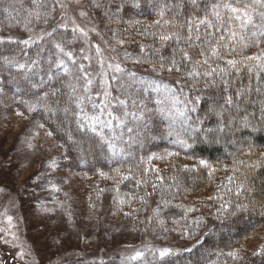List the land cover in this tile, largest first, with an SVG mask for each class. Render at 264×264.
<instances>
[{
  "label": "trees",
  "instance_id": "trees-1",
  "mask_svg": "<svg viewBox=\"0 0 264 264\" xmlns=\"http://www.w3.org/2000/svg\"><path fill=\"white\" fill-rule=\"evenodd\" d=\"M99 2L107 13L105 26H113L110 34L115 40L111 44L120 60H138L157 70L125 66L126 72L115 82L116 95L130 93L150 110L143 121L129 120L127 127H132V132L127 127L115 129V155L98 135L80 127L86 121L80 119L73 101L84 96L83 81L76 94L66 87L76 83L79 62L73 64L56 53L51 41L47 46L38 41L28 47L5 38L1 24L0 88L4 95L0 98L10 105L1 104L0 112L21 107L34 122L32 126H46L59 143L60 165L86 182L99 179V187L92 186L85 194L99 197L101 221L110 213V222L99 236L101 258L108 256L109 264L129 251L144 256L135 261L125 258L121 264H264V248L259 255L249 256L238 249L249 236L264 229V71L253 68L249 72L244 65H238L239 72L228 69L224 77L227 86L215 75L189 78L190 64L169 72V60L174 56L180 60L178 46L171 40L160 41V35L172 29L163 25V20L160 24L155 21L160 20L161 6L173 5L176 0ZM182 2L183 11L189 12L187 0ZM175 11H166L164 19H172ZM251 50L253 47H237L232 55L222 53L224 59L212 67L225 68V60H242ZM60 58L68 69H75L73 75L72 70L56 73ZM245 63L254 65L253 61ZM246 88L252 90L244 91ZM143 89L149 92L147 98ZM237 90L243 94L237 95ZM165 95L162 115L154 100ZM229 96L232 104L227 103ZM83 107L88 115L97 111L86 99ZM104 133L113 139L111 130L104 129ZM113 241H118L115 249ZM164 249L168 254L161 256Z\"/></svg>",
  "mask_w": 264,
  "mask_h": 264
},
{
  "label": "rangeland",
  "instance_id": "rangeland-1",
  "mask_svg": "<svg viewBox=\"0 0 264 264\" xmlns=\"http://www.w3.org/2000/svg\"><path fill=\"white\" fill-rule=\"evenodd\" d=\"M99 1L101 0H96V3H102ZM52 2L53 0H2L0 24L6 33L5 38L20 42L29 39L28 47L38 41V44L46 43L47 46V42L51 41L56 53L59 52L54 44L66 43L68 47L65 46V50L72 51L76 62L83 64L93 75L98 69V56L94 48L96 44L100 45V55L106 61L120 63L122 68L138 66L157 71L153 65L137 63L136 60L129 61L128 58L125 60V56L121 55L125 60L124 65L111 44L115 40L110 34L113 32V26L110 29L105 26L107 21L102 7H95L92 0H79V3L76 0H60V3L65 5L63 10L57 5L55 11L39 20L29 16V13H34L40 5L43 7L39 10L42 13L47 12ZM79 11H86L88 15L80 17ZM73 19L86 30L95 26L99 36L90 31L87 43L85 38L79 37L78 34L73 40ZM29 20L31 23H28ZM62 21L68 23L67 30L57 28L51 36L46 35ZM262 50L264 42L259 43L258 47H253L247 56L262 53ZM84 56H88L90 60L83 59ZM253 62L254 65L258 63ZM68 70H72L73 75L75 69ZM21 71L27 73L25 70ZM56 73L65 74L61 68L57 69ZM97 91L94 82L91 94L95 97ZM116 91L114 86V96ZM142 91L147 98L148 90ZM0 95H4L1 88ZM2 100L4 99L0 98V105H10L8 101ZM19 108L18 111L16 109L4 114L0 112V264H109L108 256L101 258L99 236L100 232L106 229L107 222H110V213L104 214V221H101L98 211L99 197H88L85 194L86 190L91 191L92 186L99 187V179L86 182L76 172L60 165L58 159L62 148H59L60 145L50 130L42 125L38 128L32 126L34 122L21 111V107ZM230 121L232 120H229V123ZM100 152L97 150L98 155ZM53 181L58 184L53 185ZM113 243L115 249L118 241ZM263 248L264 229L253 233L238 246L247 256L256 255ZM132 255V251L124 252L121 259L111 264H121V260Z\"/></svg>",
  "mask_w": 264,
  "mask_h": 264
},
{
  "label": "snow or ice",
  "instance_id": "snow-or-ice-1",
  "mask_svg": "<svg viewBox=\"0 0 264 264\" xmlns=\"http://www.w3.org/2000/svg\"><path fill=\"white\" fill-rule=\"evenodd\" d=\"M79 3V0H76ZM95 7H100L96 0H92ZM191 7L189 12L183 11L182 0H176V3L169 5L167 3L161 6V10L158 13L160 20L155 21L156 24H160L163 20V25H166L172 29L169 34H161L159 39L161 42L164 41H174L176 43L177 51L180 56V60L175 59V56L169 60L170 67L167 71L171 72L173 70L180 71L181 67H188L191 65L189 71L186 75L189 78H197L200 76L213 77L214 75L219 77L222 83L227 86L228 81L224 79L228 75V69H233L236 72L240 71L238 65H244L247 71L252 72L253 68L259 71H264V50L262 53H258L253 56L243 57L242 60L227 59L224 61L226 67L220 68L212 67L213 63L218 60L224 59L222 53L227 55H232L236 52L237 47L242 49L248 47H258L259 43L264 42V0H187ZM201 2L203 7H201ZM57 5L61 10L64 9L65 5L60 3V0H53V2L48 6V11L42 13L39 9L43 5L37 6V10L34 13H29V16H34L35 19L39 20L42 16H47L51 12L56 10ZM175 8L176 11L172 15V19H164L166 11H172ZM80 17H86L88 14L86 11H79ZM107 15V13H105ZM47 22V20H45ZM31 23V20L28 21ZM69 27L66 21H62L57 24L56 27L52 29L51 32L46 33V35L51 36L57 28H62L67 30ZM99 33L96 31V27L93 26L86 30V28L81 27L76 24L75 20H72L71 33L73 34V40L79 37L85 38L87 43V38L89 37V32ZM43 38V37H41ZM30 40L25 39L22 41L24 45H29ZM33 43L35 41H32ZM71 43V41H68ZM122 43V41H121ZM183 43V47L179 45ZM54 47L59 53L63 54V57H67L69 61L76 64V60L73 58L72 51H66L63 46V42L55 43ZM95 52L97 53V65L98 69L95 70V75L92 71L85 68L83 64L77 65V75L75 76L76 83H69L66 87L70 89L72 94L78 92V87L80 81H83L81 86L84 92V96H76L74 103L79 109L78 115L82 121L86 123H80L81 128H88L93 133L98 135L105 144L108 145L110 151L115 155L116 144L114 140L117 138L114 136L116 128H125L128 125L129 120L131 121H143L145 115L150 110L143 101H138L133 98L130 93L113 95L114 82L121 80V75L126 72L124 68L121 67L120 63H113L111 61H106L103 56L100 55L102 49L99 44L94 46ZM193 54H190V51ZM198 55L201 59H196L195 56ZM9 64L12 63L7 57L4 58ZM83 59L90 60L88 56H84ZM187 63H181V62ZM246 61H257L256 65L246 64ZM139 63L140 61H136ZM207 68L201 72V68ZM20 68H24V65H19ZM56 67L63 69L65 74H69L68 68L65 66V60L60 58L56 62ZM163 68L164 65L161 64ZM89 68H91V63H89ZM31 71V69H29ZM256 78H259V75ZM130 77H134V73H128ZM98 78V81H97ZM96 83L98 89L95 97L91 94L92 86ZM215 84V80L211 81ZM122 86V85H121ZM118 90V89H117ZM252 89L246 88L244 91H251ZM159 92V89H156ZM170 91V90H166ZM259 91V89H256ZM243 92L237 90V95H242ZM55 95V92H53ZM122 95L124 98H122ZM70 100H73V96H69ZM87 100L91 107L96 111L94 115H88L86 109L83 107V101ZM99 100V103L94 102ZM167 96L155 100L157 105V111L160 114H164L165 101ZM227 103L232 104L233 100L231 96L227 98ZM132 109H135L133 111ZM67 111V109H65ZM219 115V113H218ZM106 117V118H105ZM115 122V124L113 123ZM104 129H109L113 133V139H108L105 136ZM128 132H132V127H127ZM223 131V129H220ZM186 143V142H181ZM202 164L206 162L201 161ZM231 177L229 181H231ZM168 254V250L160 253L161 256ZM260 253H256L259 255ZM229 255H235L234 253H229ZM144 256L143 252L136 251L134 255L127 257L129 260H140Z\"/></svg>",
  "mask_w": 264,
  "mask_h": 264
}]
</instances>
